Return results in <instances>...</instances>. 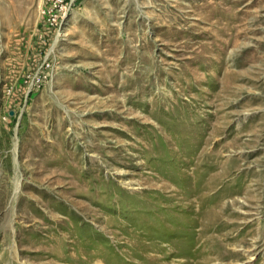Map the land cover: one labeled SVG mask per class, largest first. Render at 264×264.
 I'll use <instances>...</instances> for the list:
<instances>
[{
    "label": "rangeland",
    "instance_id": "obj_1",
    "mask_svg": "<svg viewBox=\"0 0 264 264\" xmlns=\"http://www.w3.org/2000/svg\"><path fill=\"white\" fill-rule=\"evenodd\" d=\"M0 0V264H264V0Z\"/></svg>",
    "mask_w": 264,
    "mask_h": 264
},
{
    "label": "built area",
    "instance_id": "obj_2",
    "mask_svg": "<svg viewBox=\"0 0 264 264\" xmlns=\"http://www.w3.org/2000/svg\"><path fill=\"white\" fill-rule=\"evenodd\" d=\"M47 9L46 15H48V25L54 26L59 19L69 12V6L64 3V0H46Z\"/></svg>",
    "mask_w": 264,
    "mask_h": 264
}]
</instances>
